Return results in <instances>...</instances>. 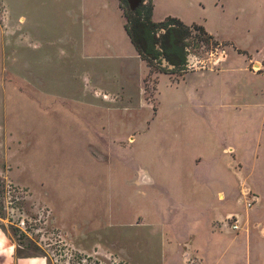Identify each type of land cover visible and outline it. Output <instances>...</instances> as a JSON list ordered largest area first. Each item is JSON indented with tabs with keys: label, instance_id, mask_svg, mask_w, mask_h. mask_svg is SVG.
Segmentation results:
<instances>
[{
	"label": "rangeland",
	"instance_id": "1",
	"mask_svg": "<svg viewBox=\"0 0 264 264\" xmlns=\"http://www.w3.org/2000/svg\"><path fill=\"white\" fill-rule=\"evenodd\" d=\"M151 1L190 29L183 69L138 53L127 2L0 0L17 259L264 264V0Z\"/></svg>",
	"mask_w": 264,
	"mask_h": 264
},
{
	"label": "trees",
	"instance_id": "2",
	"mask_svg": "<svg viewBox=\"0 0 264 264\" xmlns=\"http://www.w3.org/2000/svg\"><path fill=\"white\" fill-rule=\"evenodd\" d=\"M152 10L151 0H144L135 11L128 8L126 30L132 43L141 56L155 65H161L162 59H166L175 68L183 69L187 53L184 40L190 29L176 17H168L161 23L154 22Z\"/></svg>",
	"mask_w": 264,
	"mask_h": 264
},
{
	"label": "crops",
	"instance_id": "3",
	"mask_svg": "<svg viewBox=\"0 0 264 264\" xmlns=\"http://www.w3.org/2000/svg\"><path fill=\"white\" fill-rule=\"evenodd\" d=\"M0 264H46L43 258L15 257L13 244L9 241L5 231L0 227Z\"/></svg>",
	"mask_w": 264,
	"mask_h": 264
},
{
	"label": "water",
	"instance_id": "4",
	"mask_svg": "<svg viewBox=\"0 0 264 264\" xmlns=\"http://www.w3.org/2000/svg\"><path fill=\"white\" fill-rule=\"evenodd\" d=\"M126 1L128 4V8L132 11H135L140 7V5L142 4V2L144 0H126ZM161 65H162V67H165V68L170 69V70L175 68V65L170 63L166 59H162Z\"/></svg>",
	"mask_w": 264,
	"mask_h": 264
},
{
	"label": "built area",
	"instance_id": "5",
	"mask_svg": "<svg viewBox=\"0 0 264 264\" xmlns=\"http://www.w3.org/2000/svg\"><path fill=\"white\" fill-rule=\"evenodd\" d=\"M233 226H234V227H237L235 224H234ZM87 256L90 257V255H87ZM87 256H86V257H87Z\"/></svg>",
	"mask_w": 264,
	"mask_h": 264
}]
</instances>
